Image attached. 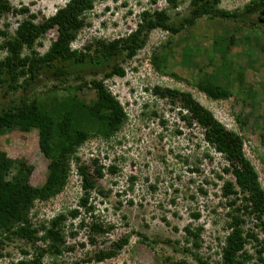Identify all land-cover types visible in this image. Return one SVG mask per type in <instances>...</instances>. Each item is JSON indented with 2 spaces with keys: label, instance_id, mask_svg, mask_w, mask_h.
<instances>
[{
  "label": "rangeland",
  "instance_id": "1",
  "mask_svg": "<svg viewBox=\"0 0 264 264\" xmlns=\"http://www.w3.org/2000/svg\"><path fill=\"white\" fill-rule=\"evenodd\" d=\"M8 1L13 8L26 7L27 12L35 16V22H40L62 7L66 0ZM168 1L95 0L92 10L85 14L86 26L79 31L71 49H80L96 40L108 42L124 37L135 28L138 14L144 10L165 9L170 19L177 22L186 15L189 0ZM248 1L221 0L218 7L232 11L241 9ZM18 19L11 14L5 15L0 19V28L6 23L8 33H11ZM254 29L250 32L246 24L237 27L229 21L201 18L193 27L174 35L159 29L150 31L144 46L133 58L120 56L115 60L123 69V77H102V72L108 71L102 65L85 70L83 78L86 81L98 79L122 107L126 120L113 136L107 139L94 136L76 152L79 164L88 167L89 175L93 176V159L102 167L103 176L96 180L87 201L93 207L91 215L94 218L78 206L79 176L74 166L58 195L46 202H36L31 208L30 223L33 226L73 209L79 213L76 219L66 218L61 224L63 247L71 250H65L57 257L45 255L44 264H173L180 261L197 264L194 255L206 264L219 261L228 212L227 199L221 197L220 187L223 181H232L231 177L220 172L224 165L221 156L203 143L200 129L195 125L186 127L179 119L177 106L158 98L152 90L159 87L189 93L211 112L215 120L239 134L245 144L244 158L253 167L264 193V52L256 46L264 34V27ZM255 31L257 34H252ZM54 36V31L50 30L38 40L41 46L35 48L39 54L45 51ZM228 37H232L233 43ZM215 38H219L221 51L212 49ZM92 49L93 46L90 52ZM202 49L212 58L211 62ZM190 50L191 57L188 58ZM2 56L0 52V58ZM152 57L163 58L159 70L150 64ZM211 70L218 71L219 82L223 80L224 71L230 74L228 86L232 95L228 99L209 100L194 87L202 74ZM77 82L69 75L64 87H75ZM53 83L40 78L32 89L33 94L42 99V92ZM85 87L76 91V99L87 101L93 97L92 90ZM2 91L0 87V93ZM66 94L65 88L55 92L58 98ZM28 96L31 97V93ZM237 114L239 118L249 114L242 129L236 124ZM0 151L8 159L23 162L30 187L41 186L47 160L38 150L35 130L28 133L12 131L0 136ZM109 167L116 171L110 173ZM12 174L10 170L6 178ZM194 214L197 218L191 216ZM79 220H83L82 227H79ZM91 220H97L102 229L111 228L105 229V233H93L88 227ZM185 227L190 231L200 228L198 250L190 245V237L184 234ZM248 228L259 243L251 241L245 246L250 259L244 264H264V235L250 221L243 225L244 230ZM124 237L126 242L121 248H110ZM36 245L39 248L45 246ZM30 247L19 238L5 241L0 249L4 255L0 264H15L22 259L20 251L29 253ZM260 247L263 250L258 254ZM109 250L113 251L109 258L100 262L93 260L97 251ZM258 256L262 261H258ZM89 257L92 260L88 261Z\"/></svg>",
  "mask_w": 264,
  "mask_h": 264
},
{
  "label": "trees",
  "instance_id": "2",
  "mask_svg": "<svg viewBox=\"0 0 264 264\" xmlns=\"http://www.w3.org/2000/svg\"><path fill=\"white\" fill-rule=\"evenodd\" d=\"M94 1L67 0L51 16L35 22V16L29 14L26 7L13 8L8 0H0V19L8 14L20 18L16 20L11 33H8L6 23H2L0 28V52L3 53L0 58V87L3 89L0 93V136L12 131L28 133L35 130L38 150L47 160L43 183L38 187H30L25 174L27 168L23 162L8 159L0 151V249L5 241L12 238L25 240L32 248L29 253L20 251L22 259L15 264H44L45 255L57 257L61 252L71 250L63 247L61 224L66 218L75 219L79 215L77 210L58 214L37 226L30 223L31 208L36 202H46L62 191L71 166L75 167L79 176L78 206L94 218L91 215L93 207L87 201L90 192L95 189L96 180L103 176L102 167L93 159V176L89 175L88 167L79 164L76 152L94 136L101 139L113 136L125 122L126 115L98 79L90 78L86 81L83 78L85 70L102 65L108 68V71L102 72V77H123V69L115 60L120 56L125 59L133 58L144 46L146 35L150 31L159 29L174 35L193 27L201 18L229 21L237 27L246 24L250 32L255 30L254 27H264L256 21L257 14L264 9V0H249L241 9L232 11L220 9L218 4L221 0H189L186 15L177 22L170 19L165 9L152 12L144 10L138 14L135 30L124 37L108 42L96 40L80 49H71L70 45L76 40L79 31L86 26L85 14L92 10ZM50 30L54 31V39L39 54L35 46H41L38 40ZM261 37L256 46L260 52H264V34ZM218 40L219 38L212 40L214 52L223 49ZM229 42L233 43L232 37ZM91 46L93 49L90 52ZM202 51L204 55H208L203 49ZM189 52L188 58L192 51ZM224 52L227 54L228 48L225 47ZM207 59L212 61L209 55ZM162 60V57H152L150 64L159 70L158 65ZM69 75L78 81L75 87H64ZM169 76L176 78L172 73ZM40 78L54 82L49 85L48 90L42 92V99L35 96L32 90L38 85ZM219 79L218 71L211 70L203 73L194 87L209 100L228 99L232 95L228 86L230 74L224 71L223 80L219 82ZM84 87L92 90L93 97L87 101L76 99V91ZM58 88H65L66 96L56 97ZM152 92L158 98L167 99L170 104L176 105L179 111H184V114L178 111L179 119L186 127L195 125L199 128L203 143L221 156L224 165L220 172L229 175L232 181L225 180L220 187L221 197L227 199V232L221 241L219 261L214 264L246 263L250 256L245 251V246L251 241L255 244L259 242L252 229L244 230L243 225L250 221L264 235V193L253 167L243 157V138L234 131L227 130L189 93L159 87H153ZM30 93L31 97L28 96ZM16 94L17 97L11 98ZM248 118L249 114L242 118L237 114L235 121L239 129L244 127ZM10 170L13 174L7 179ZM108 170L110 173L116 171L114 167H109ZM97 192L102 194L100 189ZM191 216L197 218L198 215ZM82 226L83 220H79V227ZM88 227L96 234L105 233V229L111 228L109 226L102 229L97 220H91ZM199 231L200 228L192 231L184 228V234L190 237V245L194 250L200 248ZM89 242L93 244L92 239ZM125 242L126 237L121 238L110 248L119 249ZM36 243L45 246L39 248ZM262 250L260 247L257 253ZM112 253L110 250L97 251L93 260L100 262L112 256ZM3 256L0 251V259ZM193 258L197 264H206L196 255ZM257 259L262 261L259 256ZM89 260L92 258L89 257ZM173 264L185 263L180 261Z\"/></svg>",
  "mask_w": 264,
  "mask_h": 264
},
{
  "label": "flooded vegetation",
  "instance_id": "3",
  "mask_svg": "<svg viewBox=\"0 0 264 264\" xmlns=\"http://www.w3.org/2000/svg\"><path fill=\"white\" fill-rule=\"evenodd\" d=\"M256 21L258 24L264 26V9L257 14Z\"/></svg>",
  "mask_w": 264,
  "mask_h": 264
},
{
  "label": "clouds",
  "instance_id": "4",
  "mask_svg": "<svg viewBox=\"0 0 264 264\" xmlns=\"http://www.w3.org/2000/svg\"><path fill=\"white\" fill-rule=\"evenodd\" d=\"M67 1V0H66ZM159 10H161V9H159ZM158 11V10H157ZM135 30V28L133 29V30H130V31H134ZM130 31L128 32V33H130ZM72 45V44H71ZM71 45H70V47H71ZM122 108V107H121ZM181 114H184V111H179ZM226 128V127H225ZM228 130V129H227ZM243 141V140H242ZM244 147H245V144H244V141H243V144H242V153H243V151H244ZM243 157H244V153H243ZM258 179V178H257ZM258 182V181H257ZM78 217V216H77ZM76 219V218H75ZM78 224H79V221H78Z\"/></svg>",
  "mask_w": 264,
  "mask_h": 264
}]
</instances>
